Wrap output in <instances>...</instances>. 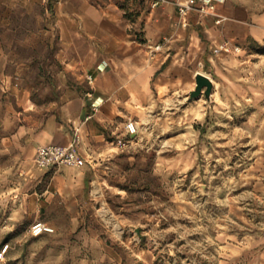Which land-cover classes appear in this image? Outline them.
Segmentation results:
<instances>
[{"label": "rangeland", "instance_id": "obj_1", "mask_svg": "<svg viewBox=\"0 0 264 264\" xmlns=\"http://www.w3.org/2000/svg\"><path fill=\"white\" fill-rule=\"evenodd\" d=\"M153 1L121 0L133 3L139 40L145 35L140 17L177 0L157 7ZM232 1L264 10V0ZM54 26L44 0H0V264H253L229 256L217 237L229 227L264 225V181L258 178L264 170V120L226 119L222 107L214 109L219 132L209 134L206 127L196 152L162 150L151 122L137 121L139 132L130 138L136 149L123 151L117 165L107 161L111 165L93 183L76 224L71 216L55 215L56 226L46 212L36 213L37 193L60 166L40 167V145L25 131L42 126L60 105L63 63ZM251 58L249 78L264 89V55ZM37 221L55 231L35 235Z\"/></svg>", "mask_w": 264, "mask_h": 264}, {"label": "crops", "instance_id": "obj_2", "mask_svg": "<svg viewBox=\"0 0 264 264\" xmlns=\"http://www.w3.org/2000/svg\"><path fill=\"white\" fill-rule=\"evenodd\" d=\"M218 1L220 24L217 16L198 11L182 18L176 3L167 2L140 17L145 35L139 40V20L131 15L133 3L44 0L53 16L64 90L60 105L45 123L25 131L38 145H74L83 158L77 165L56 167L49 185L37 193L41 202L36 213L46 212L49 224L60 225L55 215L71 216L76 224L93 183L111 165L107 161L113 159L117 165L123 151L136 149L130 139L134 136H128L131 119L151 122L162 150L194 152L204 145L201 135L206 127L209 134L219 132L214 109L224 108L221 115L226 119L264 120L263 84L249 78L251 57L264 55V10ZM225 43L230 48L216 51ZM254 44L258 52L250 49ZM198 73L214 80L211 104L202 98L190 100ZM251 106L257 111L250 112ZM258 178L264 181V170ZM59 202L61 210L55 208ZM217 239L226 243L229 256L264 264V225L249 223L241 231L229 227Z\"/></svg>", "mask_w": 264, "mask_h": 264}, {"label": "built area", "instance_id": "obj_3", "mask_svg": "<svg viewBox=\"0 0 264 264\" xmlns=\"http://www.w3.org/2000/svg\"><path fill=\"white\" fill-rule=\"evenodd\" d=\"M167 0H155L153 1V7H157ZM176 6L179 14L182 18H186L191 12L199 11L205 15L217 16V24H220L222 17L218 14L217 0H177ZM183 24H187L185 20ZM157 49L161 48V44L156 46ZM230 48L229 43L223 44L216 51ZM235 50L239 51V47H234ZM127 130L130 135H136L139 132L138 122L136 120H129L127 124ZM78 142L79 139L77 138ZM83 161L81 154L77 148L73 146H64L59 144H48L40 145L37 150V162L42 168H51L56 165H77ZM55 229L49 226L47 223L37 221L32 226V232L35 235H40L44 232H54ZM4 257L2 253L0 260Z\"/></svg>", "mask_w": 264, "mask_h": 264}, {"label": "water", "instance_id": "obj_4", "mask_svg": "<svg viewBox=\"0 0 264 264\" xmlns=\"http://www.w3.org/2000/svg\"><path fill=\"white\" fill-rule=\"evenodd\" d=\"M214 80L204 74L198 73L196 76V88L190 93V100L197 99L202 95H205L208 100H211L214 91Z\"/></svg>", "mask_w": 264, "mask_h": 264}, {"label": "bare ground", "instance_id": "obj_5", "mask_svg": "<svg viewBox=\"0 0 264 264\" xmlns=\"http://www.w3.org/2000/svg\"><path fill=\"white\" fill-rule=\"evenodd\" d=\"M28 154H30V153H28ZM30 156V155H29Z\"/></svg>", "mask_w": 264, "mask_h": 264}]
</instances>
